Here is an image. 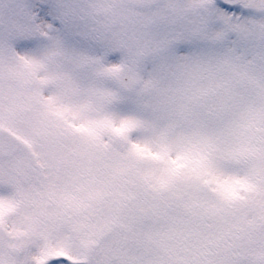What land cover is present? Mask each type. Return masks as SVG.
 <instances>
[{"label": "snow or ice", "instance_id": "obj_1", "mask_svg": "<svg viewBox=\"0 0 264 264\" xmlns=\"http://www.w3.org/2000/svg\"><path fill=\"white\" fill-rule=\"evenodd\" d=\"M0 264H264V0H0Z\"/></svg>", "mask_w": 264, "mask_h": 264}]
</instances>
